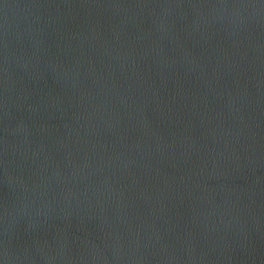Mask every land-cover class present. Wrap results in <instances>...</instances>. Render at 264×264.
Instances as JSON below:
<instances>
[{
  "label": "water",
  "instance_id": "1",
  "mask_svg": "<svg viewBox=\"0 0 264 264\" xmlns=\"http://www.w3.org/2000/svg\"><path fill=\"white\" fill-rule=\"evenodd\" d=\"M0 264H264V0H0Z\"/></svg>",
  "mask_w": 264,
  "mask_h": 264
}]
</instances>
